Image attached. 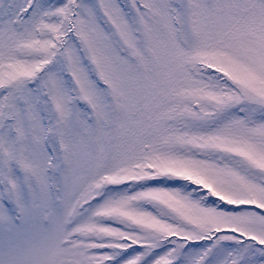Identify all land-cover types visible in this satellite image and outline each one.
I'll return each mask as SVG.
<instances>
[{"label": "snow or ice", "instance_id": "6c2138e0", "mask_svg": "<svg viewBox=\"0 0 264 264\" xmlns=\"http://www.w3.org/2000/svg\"><path fill=\"white\" fill-rule=\"evenodd\" d=\"M0 264H264V0H0Z\"/></svg>", "mask_w": 264, "mask_h": 264}]
</instances>
